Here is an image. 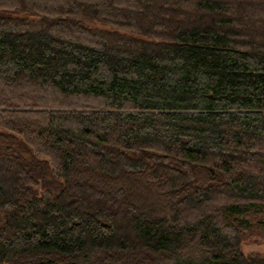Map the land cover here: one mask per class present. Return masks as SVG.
I'll list each match as a JSON object with an SVG mask.
<instances>
[{
    "label": "trees",
    "instance_id": "1",
    "mask_svg": "<svg viewBox=\"0 0 264 264\" xmlns=\"http://www.w3.org/2000/svg\"><path fill=\"white\" fill-rule=\"evenodd\" d=\"M0 12V264H264V0Z\"/></svg>",
    "mask_w": 264,
    "mask_h": 264
},
{
    "label": "rangeland",
    "instance_id": "2",
    "mask_svg": "<svg viewBox=\"0 0 264 264\" xmlns=\"http://www.w3.org/2000/svg\"><path fill=\"white\" fill-rule=\"evenodd\" d=\"M0 14H8L7 12H0ZM241 250L244 253L252 255H259L264 257V237L252 236L241 243Z\"/></svg>",
    "mask_w": 264,
    "mask_h": 264
}]
</instances>
